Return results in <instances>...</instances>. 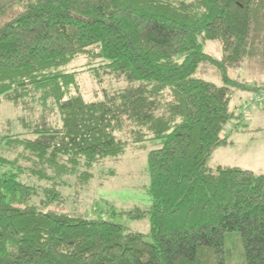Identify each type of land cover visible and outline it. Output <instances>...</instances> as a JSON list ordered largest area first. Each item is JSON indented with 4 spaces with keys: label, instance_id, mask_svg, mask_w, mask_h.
I'll return each instance as SVG.
<instances>
[{
    "label": "trees",
    "instance_id": "1",
    "mask_svg": "<svg viewBox=\"0 0 264 264\" xmlns=\"http://www.w3.org/2000/svg\"><path fill=\"white\" fill-rule=\"evenodd\" d=\"M207 41L219 43V58ZM90 51L127 85L86 100L65 67ZM256 56L264 59V0H19L0 23V97L40 115L21 119L32 137H1L21 151L0 154V264H226L232 232L244 264H264V173L208 165L231 143L227 124L239 123L234 91L261 89L228 71ZM203 62L219 84L198 75ZM120 133L147 150L150 204L121 212L147 218L146 235L49 210L56 183L35 192L22 178L81 179L125 152ZM204 250L211 261H200Z\"/></svg>",
    "mask_w": 264,
    "mask_h": 264
},
{
    "label": "rangeland",
    "instance_id": "2",
    "mask_svg": "<svg viewBox=\"0 0 264 264\" xmlns=\"http://www.w3.org/2000/svg\"><path fill=\"white\" fill-rule=\"evenodd\" d=\"M18 1L0 0V23L8 18L10 10L13 12L16 9ZM203 49L215 58H219L221 55L218 42L207 41ZM102 64L101 59L94 58L90 51V54L79 56L65 67L68 72L77 71L76 88L86 100L101 99L104 92H114L127 85L122 78L107 73ZM198 75L216 84L220 83L217 69L209 63L200 64ZM228 76L243 81L246 86L261 85V89L252 92L253 94L260 92L264 94L263 58L257 56L247 58L241 67L230 68ZM72 92L74 91L72 90ZM245 96H247L245 91H234L231 107L235 112L241 113V117L238 120L239 123L232 121L227 124L223 132V135H227L232 143L215 149L208 160V165L213 168L233 166L249 169L256 173H264V103L250 108L249 113L243 116L245 107L243 97ZM39 115L40 107L38 106L24 110L22 107H14L0 97V154L13 159L16 152L21 149L20 147H8L4 138L6 136L8 138L32 137L29 129L23 126L21 119L31 123L37 121ZM47 117L49 120L57 122L55 115L49 114ZM240 127H242L241 131ZM120 136L124 140H129L125 152L118 157L107 158L89 169L90 173H86L85 177L90 176V181L84 182L86 180L84 175L79 179L76 173L62 176V178L55 177L53 180L45 182L27 178L26 173L22 174V178L37 185L35 192L39 191L42 186H52L56 183V186L53 187L57 189L61 197L58 201H54L48 206L45 205L49 210L118 222L128 231L146 235L149 232L147 218L131 219L121 212L131 209L135 205L146 208L150 204L147 191V150L131 143V138L128 135L120 133ZM146 144L151 146V144ZM24 160L19 161L20 166L29 167L30 163L28 165L27 160ZM40 196L41 193L31 199L29 203L38 207L41 203H39ZM225 251L226 264H244L243 248L237 232L226 235ZM200 259H202L200 261H211L212 253L208 250L202 251Z\"/></svg>",
    "mask_w": 264,
    "mask_h": 264
},
{
    "label": "built area",
    "instance_id": "3",
    "mask_svg": "<svg viewBox=\"0 0 264 264\" xmlns=\"http://www.w3.org/2000/svg\"><path fill=\"white\" fill-rule=\"evenodd\" d=\"M264 103V94L255 93L250 97L249 101L245 103V107L243 109V116L249 113L250 108L256 107L257 105H261Z\"/></svg>",
    "mask_w": 264,
    "mask_h": 264
},
{
    "label": "crops",
    "instance_id": "4",
    "mask_svg": "<svg viewBox=\"0 0 264 264\" xmlns=\"http://www.w3.org/2000/svg\"><path fill=\"white\" fill-rule=\"evenodd\" d=\"M249 80V79H248ZM240 91H245L246 92V94H247V96H245V97H243L244 99V101H245V103L247 102V100L248 99H250V97H251V95L253 94L252 92H249V90H240ZM234 94V93H233ZM246 120V119H245ZM246 124V122L244 123V125ZM243 127V126H242ZM242 127H241V129H240V131L242 130ZM229 140V139H228ZM231 143H232V141L231 140H229Z\"/></svg>",
    "mask_w": 264,
    "mask_h": 264
}]
</instances>
